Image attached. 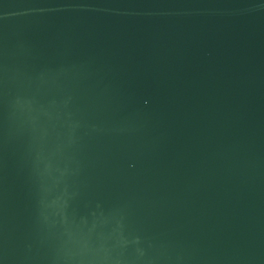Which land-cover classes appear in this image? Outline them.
<instances>
[{
  "label": "water",
  "instance_id": "obj_1",
  "mask_svg": "<svg viewBox=\"0 0 264 264\" xmlns=\"http://www.w3.org/2000/svg\"><path fill=\"white\" fill-rule=\"evenodd\" d=\"M0 264H264V0H0Z\"/></svg>",
  "mask_w": 264,
  "mask_h": 264
}]
</instances>
